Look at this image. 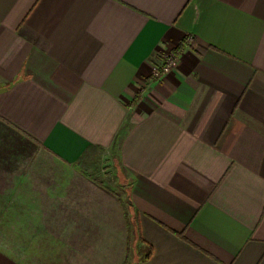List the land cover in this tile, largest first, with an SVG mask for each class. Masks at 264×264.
Here are the masks:
<instances>
[{
	"label": "crops",
	"instance_id": "obj_1",
	"mask_svg": "<svg viewBox=\"0 0 264 264\" xmlns=\"http://www.w3.org/2000/svg\"><path fill=\"white\" fill-rule=\"evenodd\" d=\"M0 264H264V0H0Z\"/></svg>",
	"mask_w": 264,
	"mask_h": 264
},
{
	"label": "built area",
	"instance_id": "obj_2",
	"mask_svg": "<svg viewBox=\"0 0 264 264\" xmlns=\"http://www.w3.org/2000/svg\"><path fill=\"white\" fill-rule=\"evenodd\" d=\"M177 66V57L173 52H167L162 56L161 62L158 66H155L153 70V76L160 78L164 74L169 73Z\"/></svg>",
	"mask_w": 264,
	"mask_h": 264
},
{
	"label": "rangeland",
	"instance_id": "obj_3",
	"mask_svg": "<svg viewBox=\"0 0 264 264\" xmlns=\"http://www.w3.org/2000/svg\"><path fill=\"white\" fill-rule=\"evenodd\" d=\"M103 165H104V163H101V164H99V167H97L98 168V170H101L102 171V168H103ZM104 169V168H103ZM101 174H102V176H104V178H105V182H107L108 183V185H113V184H117V183H115L116 181V178L115 177H105V175L101 172ZM114 186V185H113Z\"/></svg>",
	"mask_w": 264,
	"mask_h": 264
},
{
	"label": "trees",
	"instance_id": "obj_4",
	"mask_svg": "<svg viewBox=\"0 0 264 264\" xmlns=\"http://www.w3.org/2000/svg\"><path fill=\"white\" fill-rule=\"evenodd\" d=\"M178 49L180 50V49H181V47H178ZM178 49H177V50H178ZM173 53H174L175 55L177 54V52H173Z\"/></svg>",
	"mask_w": 264,
	"mask_h": 264
}]
</instances>
